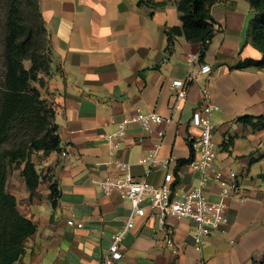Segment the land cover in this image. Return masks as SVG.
Wrapping results in <instances>:
<instances>
[{
  "label": "crops",
  "instance_id": "0c3cea01",
  "mask_svg": "<svg viewBox=\"0 0 264 264\" xmlns=\"http://www.w3.org/2000/svg\"><path fill=\"white\" fill-rule=\"evenodd\" d=\"M152 1L166 5L151 9L138 0H38L52 50L51 68L56 70L46 78V87L60 150L44 155L50 176L44 184L32 193L23 189L24 200H17L18 210L36 231L15 264H103L112 236L132 209L116 193L102 194L96 183L114 173L107 164L111 158L126 162L135 180L146 178L153 186L172 174L175 199L195 186L198 171L189 164L177 167V161L190 156L189 143L199 134L190 117L204 91L219 107L212 116L214 168L225 178L235 173L237 189L226 200V223L205 237L198 250L189 237L193 222L168 217L174 233L169 247L146 197L140 204L144 215L133 217L123 238L122 257L113 264L264 261V129L253 130L239 120L264 115V68L236 67L244 59L261 58L246 41L253 11L246 0L219 1L210 7L216 32L199 62L209 64L212 71L187 82L186 60L198 54V46L177 37L167 54L164 28L181 25L178 0ZM174 80L185 82L182 100L171 88ZM152 111L162 117L161 124L144 128L129 123L114 144L104 140V134L116 132L124 118ZM156 146L157 164H139ZM53 182L60 192L54 207L49 190ZM205 194L212 203L220 199V186L211 173Z\"/></svg>",
  "mask_w": 264,
  "mask_h": 264
},
{
  "label": "trees",
  "instance_id": "16d2710c",
  "mask_svg": "<svg viewBox=\"0 0 264 264\" xmlns=\"http://www.w3.org/2000/svg\"><path fill=\"white\" fill-rule=\"evenodd\" d=\"M227 0H178L175 4L180 26L165 27V52L171 53L174 40L184 37L198 46V59L202 61L216 32V23L210 7ZM253 16L248 22L246 41L261 53L258 60L244 59L238 69L264 68V0H246ZM139 5L151 9L163 8L166 1L138 0ZM0 23V264H15L24 251V243L36 231L35 224L17 208L14 195L6 189L12 165H22L21 177L31 193L38 187L40 176L31 160L32 152L47 155L60 150L53 104L42 99L40 88L43 75H50L52 50L42 19L38 0H4V13ZM29 66L26 67L25 63ZM36 82L39 87L33 85ZM243 125L253 130L264 129V115L243 116ZM177 161V167L194 157ZM264 178V177H263ZM52 206L60 192L56 183L49 185ZM253 259L252 264H263Z\"/></svg>",
  "mask_w": 264,
  "mask_h": 264
},
{
  "label": "built area",
  "instance_id": "2783aa9c",
  "mask_svg": "<svg viewBox=\"0 0 264 264\" xmlns=\"http://www.w3.org/2000/svg\"><path fill=\"white\" fill-rule=\"evenodd\" d=\"M188 67L186 81L194 82L200 77H207L211 74V66L207 63L199 62L198 54L187 58ZM171 88L175 91L177 100L186 97L185 82L174 80ZM175 105L171 106L174 109ZM217 104L211 102L206 91L202 102L193 110L190 117V125L199 129V134L195 141L191 143L194 157L189 165L200 174L195 186L184 192L180 199H175L172 195L170 184L173 176L165 174L163 182L159 186H153L147 182L146 178L135 180L130 172V166L118 158H111L108 165L114 167V173L108 175L96 183L99 185L102 194L109 196L116 193L121 199L128 200L131 204V214L124 222L121 230L111 238V243L103 256V264H113L122 257L123 238L127 231L133 226V217L144 215V209L140 206L146 197L150 199V208L155 212L161 223L164 233V243L173 246V229L167 225L168 217L187 218L193 222V228L189 231L194 246L200 250L205 237L214 235L221 230L226 223L225 216L226 200L237 189L235 173L230 172L225 178L222 172L214 168V161L217 156V146L213 140L214 124L213 114L218 111ZM163 122L162 117L156 112L139 113L129 118H124L119 129L113 133L104 134L103 138L112 144L120 139L124 134V126L129 123H138L144 128H149L151 124L159 125ZM162 136V132L158 134ZM159 146L151 152L149 157L141 158L139 164L149 167L157 164V152ZM211 173L214 181L220 186V199L212 203L205 194L208 181V174ZM68 225H74L68 220ZM78 227L81 224H76Z\"/></svg>",
  "mask_w": 264,
  "mask_h": 264
},
{
  "label": "rangeland",
  "instance_id": "374dc122",
  "mask_svg": "<svg viewBox=\"0 0 264 264\" xmlns=\"http://www.w3.org/2000/svg\"><path fill=\"white\" fill-rule=\"evenodd\" d=\"M3 13H4V0H0V23L2 21L3 15H4ZM25 66L28 67L29 63L26 62ZM51 71L53 72L56 70L52 67ZM51 73H50V75H51ZM42 76L44 78L43 79L44 84L40 88L41 96H42V99L45 100L46 104L49 106L50 103H52L51 97H50V91H48L47 87H46V83H47L46 78L49 75L44 76L42 74ZM33 85L36 87H39V85L36 82H33ZM43 159H44V154L41 151L40 152H32L31 160L34 163L35 169L40 176V183L39 184H41V185H43L44 182L50 177L48 175V171L46 170L47 167H46V165H44ZM21 168H22V165H12L10 173L8 175V178H7V182H6L7 191L9 193H11L12 195H14L16 198V201L18 200L19 202H22L24 200L22 197L23 196L22 195L23 189L27 190V188L25 187V184L23 182V179L21 177V173H20Z\"/></svg>",
  "mask_w": 264,
  "mask_h": 264
}]
</instances>
